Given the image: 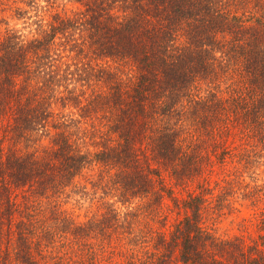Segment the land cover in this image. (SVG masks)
Instances as JSON below:
<instances>
[{
    "label": "trees",
    "instance_id": "trees-1",
    "mask_svg": "<svg viewBox=\"0 0 264 264\" xmlns=\"http://www.w3.org/2000/svg\"><path fill=\"white\" fill-rule=\"evenodd\" d=\"M0 264H264V0H0Z\"/></svg>",
    "mask_w": 264,
    "mask_h": 264
},
{
    "label": "rangeland",
    "instance_id": "rangeland-1",
    "mask_svg": "<svg viewBox=\"0 0 264 264\" xmlns=\"http://www.w3.org/2000/svg\"><path fill=\"white\" fill-rule=\"evenodd\" d=\"M191 186L192 185H185V187H175V189L172 191L174 196L179 197L181 194H184L186 191L191 190ZM168 204H170V202H168V200H165ZM79 214L82 213V211L78 212ZM171 217H175V215L173 214V212H170ZM223 229H231L229 232L234 231L233 227H230L227 223L223 224L220 228V230L222 231Z\"/></svg>",
    "mask_w": 264,
    "mask_h": 264
}]
</instances>
